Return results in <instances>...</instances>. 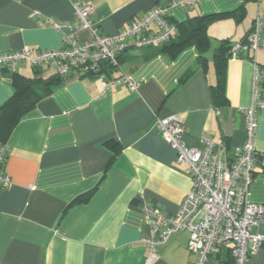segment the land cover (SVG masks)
Wrapping results in <instances>:
<instances>
[{
	"label": "crops",
	"instance_id": "0c3cea01",
	"mask_svg": "<svg viewBox=\"0 0 264 264\" xmlns=\"http://www.w3.org/2000/svg\"><path fill=\"white\" fill-rule=\"evenodd\" d=\"M163 3L0 0V54L63 48L68 30L57 31L46 21L75 23L74 4L91 5L88 20L97 32L115 36ZM198 17H213L206 27L209 45L202 64L194 47L178 54L164 48L176 41L179 26ZM257 17L264 20V0H196L192 8L170 7L165 18L174 28L170 42L130 47L119 56L134 91L120 87L102 93L101 81L75 71L55 84L54 68H35L26 61L14 72L0 67V108L21 79L42 96L0 145L5 150L2 173L10 180L0 191V264H145L149 250L143 238L150 228L144 206L174 216L191 189L186 166L176 161L154 128L155 120L179 116L187 147L200 148V137L208 135L225 146L228 158L234 157V148L246 139L244 112L251 105L255 68L264 99V54L227 58L224 101L217 104L210 92L217 84L215 58L223 46L245 41ZM74 38L89 42L92 34L84 29ZM187 71L192 72L179 84ZM6 118L3 114L0 124ZM253 146L256 171L248 198L263 205L264 111L258 115ZM90 193L88 201H81ZM188 239L186 230L173 233L156 249L154 264H192ZM229 248L210 263L232 264ZM248 264H264V248Z\"/></svg>",
	"mask_w": 264,
	"mask_h": 264
},
{
	"label": "built area",
	"instance_id": "2783aa9c",
	"mask_svg": "<svg viewBox=\"0 0 264 264\" xmlns=\"http://www.w3.org/2000/svg\"><path fill=\"white\" fill-rule=\"evenodd\" d=\"M164 3L153 7L147 14L129 21L115 36L100 35L88 16L89 4H74L76 22L59 23L48 19L57 31L67 29L63 35V48L57 50H31L0 54V67L14 72L18 63L26 61L32 67L50 66L61 77L71 72L99 80L102 93L125 87L131 91L136 86L130 75L118 64L119 56L128 48H144L161 45L169 40L174 28L165 18L167 10L176 5L192 8L196 0H161ZM155 30L151 31V27ZM89 30L91 41L77 42L75 34ZM264 54V20L257 17L250 35L245 41L229 46L228 59H237L241 54ZM259 71L254 69L251 105L245 110L246 139L235 147L234 157H227L222 143L210 136L200 137V148H189L183 137L185 124L179 116L157 119L154 128L176 154V161L186 166L191 177V189L184 197L176 215L165 217L160 210L149 204L143 213L149 225V234L143 243L149 250L145 264H154L158 258L156 249L165 244L178 231L189 233L187 250L192 264H211L219 257L223 247L229 246L232 264H248L249 258L264 248V204L249 201V188L256 171V152L253 140L257 119L264 111V99L259 86ZM5 150L0 148V191L10 186V180L2 173Z\"/></svg>",
	"mask_w": 264,
	"mask_h": 264
},
{
	"label": "trees",
	"instance_id": "16d2710c",
	"mask_svg": "<svg viewBox=\"0 0 264 264\" xmlns=\"http://www.w3.org/2000/svg\"><path fill=\"white\" fill-rule=\"evenodd\" d=\"M213 17H198L189 20L183 26H179V31H177L176 41L172 42L170 45H166L165 49H173L175 54H178L182 50L188 47H194L199 54V62L202 64L204 61V54L208 50V37L206 35V27ZM172 40L171 37L169 39ZM168 40V41H169ZM169 41V42H170ZM168 42V43H169ZM166 44V43H165ZM222 53L215 58V69L217 76V84L211 87V97L214 103H223L224 101V67L228 56H226V51L228 53L229 47L223 46ZM120 60L118 58V64L120 65ZM192 71H187L179 80V84L185 82ZM15 74H11L10 77ZM65 77L55 76L52 81L56 83L64 81ZM15 91L11 100L0 108V118L3 114H6L7 118L0 124V145L5 144V141L15 127V125L20 121V119L30 111L36 102L42 98L33 87L32 83L27 79H21L19 82L13 83ZM48 82H45L42 90L47 88ZM45 95L49 94V90H45ZM91 193L86 195L81 201L86 202L90 199ZM76 201V200H75ZM73 201L72 203H74Z\"/></svg>",
	"mask_w": 264,
	"mask_h": 264
}]
</instances>
